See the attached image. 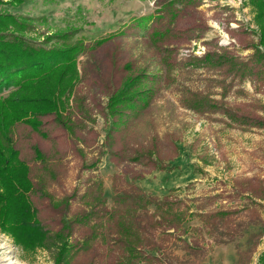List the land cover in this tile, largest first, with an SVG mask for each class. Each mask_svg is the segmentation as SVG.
Here are the masks:
<instances>
[{
    "label": "rangeland",
    "instance_id": "374dc122",
    "mask_svg": "<svg viewBox=\"0 0 264 264\" xmlns=\"http://www.w3.org/2000/svg\"><path fill=\"white\" fill-rule=\"evenodd\" d=\"M0 11L32 18L31 44L86 45L66 125L51 113L39 130L11 129L37 218L67 240L61 264L264 263V45L249 0H23ZM136 74L147 102L112 115L111 95ZM119 219L137 231L125 236ZM56 252L55 238L25 251L0 231V264H55Z\"/></svg>",
    "mask_w": 264,
    "mask_h": 264
},
{
    "label": "trees",
    "instance_id": "16d2710c",
    "mask_svg": "<svg viewBox=\"0 0 264 264\" xmlns=\"http://www.w3.org/2000/svg\"><path fill=\"white\" fill-rule=\"evenodd\" d=\"M249 1L255 10L260 29L259 43L264 45V0ZM22 2L23 0H0V6H15ZM150 19L151 14L140 16L137 21L141 26H145ZM31 26V17L0 11V231L10 236L14 243L25 251L45 247L55 238V264H61L69 252L67 240L63 238L62 232L51 235L37 218L28 197L33 187L28 176V166L18 157L11 129L14 124L23 122L32 129L39 130L42 122L38 117L51 113L55 114L58 122L66 125L62 117L65 98L77 79V56L85 50L86 45L81 40L67 43L66 40L73 31L55 33L48 37L66 41L59 46L31 44L22 35ZM106 40L107 38L103 37L98 39L97 43ZM141 80L142 74H136L127 76L122 81L108 102L112 115L121 113L126 107L135 108L139 101L147 102V89L138 87ZM35 151L39 152L38 149ZM148 202L149 200L145 199L137 203L139 207L135 212H138L139 208L146 211ZM156 211L163 214L160 205L152 211L153 216ZM161 218H164V215ZM118 224L125 236H132L137 231L124 219H119ZM126 246L129 254L136 250L130 241H127ZM143 250L147 252L153 249L144 247ZM127 262L131 263V259Z\"/></svg>",
    "mask_w": 264,
    "mask_h": 264
},
{
    "label": "built area",
    "instance_id": "2783aa9c",
    "mask_svg": "<svg viewBox=\"0 0 264 264\" xmlns=\"http://www.w3.org/2000/svg\"><path fill=\"white\" fill-rule=\"evenodd\" d=\"M239 1H241V0H239Z\"/></svg>",
    "mask_w": 264,
    "mask_h": 264
}]
</instances>
